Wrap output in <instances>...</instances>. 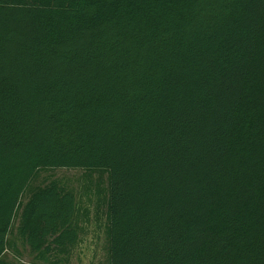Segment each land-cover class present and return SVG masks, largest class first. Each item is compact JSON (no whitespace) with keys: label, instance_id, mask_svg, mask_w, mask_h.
Listing matches in <instances>:
<instances>
[{"label":"trees","instance_id":"trees-1","mask_svg":"<svg viewBox=\"0 0 264 264\" xmlns=\"http://www.w3.org/2000/svg\"><path fill=\"white\" fill-rule=\"evenodd\" d=\"M42 168L108 173L109 264H264V0H0V264L78 240Z\"/></svg>","mask_w":264,"mask_h":264},{"label":"rangeland","instance_id":"rangeland-1","mask_svg":"<svg viewBox=\"0 0 264 264\" xmlns=\"http://www.w3.org/2000/svg\"><path fill=\"white\" fill-rule=\"evenodd\" d=\"M52 180L61 182L75 193L78 240L67 254L46 256L39 260L19 239L16 232L18 219L15 216L1 260L6 264H109L108 173L82 168L39 169L30 180L22 202L27 199L30 190Z\"/></svg>","mask_w":264,"mask_h":264}]
</instances>
